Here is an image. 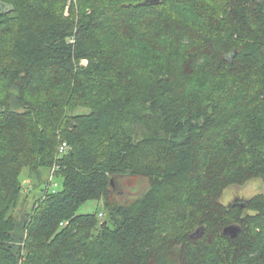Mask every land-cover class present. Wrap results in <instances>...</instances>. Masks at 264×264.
Masks as SVG:
<instances>
[{
    "label": "trees",
    "instance_id": "1",
    "mask_svg": "<svg viewBox=\"0 0 264 264\" xmlns=\"http://www.w3.org/2000/svg\"><path fill=\"white\" fill-rule=\"evenodd\" d=\"M254 178L264 0H0V264H264V192L223 201Z\"/></svg>",
    "mask_w": 264,
    "mask_h": 264
},
{
    "label": "rangeland",
    "instance_id": "2",
    "mask_svg": "<svg viewBox=\"0 0 264 264\" xmlns=\"http://www.w3.org/2000/svg\"><path fill=\"white\" fill-rule=\"evenodd\" d=\"M86 111L84 108H80L78 110ZM56 170L52 167V169L40 168L37 171H30L25 169L24 173L21 176V180L23 181V192L18 198V203L14 209V215H24L28 212L33 211V209L37 206V201L45 194L43 188L46 187V184L49 180L52 181L50 189H59L62 186V178L56 177ZM50 181V182H51ZM132 185H127L125 187H119L118 191L121 192L119 198L120 200H125L129 197H134L143 192L147 188V179H133ZM264 192V181L262 178H254L250 180L243 186L239 185H231L225 189L223 195V201L225 203L233 202L236 198H251L252 196ZM100 212L103 215L101 220H105L108 218V212L105 209L103 200H90L84 203L78 213H96ZM172 214L171 212H167L166 215ZM107 222V221H106ZM204 227L198 226L193 231L192 234H200L201 237L204 234Z\"/></svg>",
    "mask_w": 264,
    "mask_h": 264
},
{
    "label": "water",
    "instance_id": "3",
    "mask_svg": "<svg viewBox=\"0 0 264 264\" xmlns=\"http://www.w3.org/2000/svg\"><path fill=\"white\" fill-rule=\"evenodd\" d=\"M162 0H144V3L146 4H158L160 3ZM242 206H244V203L241 204ZM106 223V222H105ZM241 230L240 225L237 224H231L228 225L224 228V233L230 235L231 237H236L239 232ZM193 237H198L200 236V234H193Z\"/></svg>",
    "mask_w": 264,
    "mask_h": 264
},
{
    "label": "built area",
    "instance_id": "4",
    "mask_svg": "<svg viewBox=\"0 0 264 264\" xmlns=\"http://www.w3.org/2000/svg\"><path fill=\"white\" fill-rule=\"evenodd\" d=\"M67 147L66 143H63V145L61 146V150H64Z\"/></svg>",
    "mask_w": 264,
    "mask_h": 264
},
{
    "label": "flooded vegetation",
    "instance_id": "5",
    "mask_svg": "<svg viewBox=\"0 0 264 264\" xmlns=\"http://www.w3.org/2000/svg\"><path fill=\"white\" fill-rule=\"evenodd\" d=\"M235 200L238 201V198H236Z\"/></svg>",
    "mask_w": 264,
    "mask_h": 264
}]
</instances>
